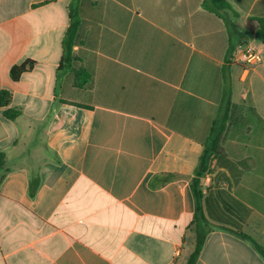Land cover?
Returning a JSON list of instances; mask_svg holds the SVG:
<instances>
[{"label": "crops", "instance_id": "0c3cea01", "mask_svg": "<svg viewBox=\"0 0 264 264\" xmlns=\"http://www.w3.org/2000/svg\"><path fill=\"white\" fill-rule=\"evenodd\" d=\"M81 0L73 68L58 74L72 0H0V264H187L194 172L224 97L225 158L201 179L215 229L196 264H264V0ZM28 60L33 70L13 82ZM21 116L8 120L5 110ZM174 176L172 179H167ZM34 189V195L31 190Z\"/></svg>", "mask_w": 264, "mask_h": 264}, {"label": "trees", "instance_id": "16d2710c", "mask_svg": "<svg viewBox=\"0 0 264 264\" xmlns=\"http://www.w3.org/2000/svg\"><path fill=\"white\" fill-rule=\"evenodd\" d=\"M81 0H72V3L69 8V28L65 35V38L62 43L63 54L60 60L58 74L64 71H72L75 77V86L79 89L88 85L92 80V75L85 70L80 68L75 70L73 68L74 62L77 61V58L73 55L74 46L80 41V27H81V18L79 14ZM203 9L212 12L220 13V11H233L231 5L227 0H204L202 3ZM253 21H256L258 24V37L261 41L264 42V18H254ZM35 62L28 60L27 62L14 66L10 71V77L13 82H18L22 75L29 73L33 70ZM224 97L219 109V113L212 124L209 138L204 146L203 152L199 158L198 165L194 172V179L192 181V190L195 198V214L193 224L196 227V246L195 250L192 253L187 264H196L203 247L207 236L215 229L209 222L203 207V192L201 190V179L211 172V167L214 160H222L225 158V155L222 152V138L226 130L229 112L231 107V86L229 83V76L227 70H224ZM11 100V94L9 91L0 92V108H7ZM5 117L8 120L14 121L19 116H21V111L18 109H9L5 110ZM5 154L0 153V185L3 181V175L5 172ZM174 176H169L167 179H172ZM35 190H31V195H34ZM241 238L250 241L259 252V254L264 258V247L257 244L249 236L241 233H237Z\"/></svg>", "mask_w": 264, "mask_h": 264}, {"label": "built area", "instance_id": "2783aa9c", "mask_svg": "<svg viewBox=\"0 0 264 264\" xmlns=\"http://www.w3.org/2000/svg\"><path fill=\"white\" fill-rule=\"evenodd\" d=\"M232 62L247 67H256L264 62V55L248 46L239 45L232 54Z\"/></svg>", "mask_w": 264, "mask_h": 264}]
</instances>
